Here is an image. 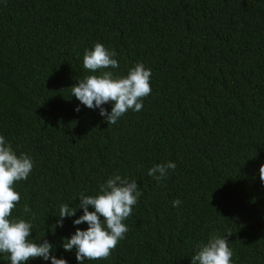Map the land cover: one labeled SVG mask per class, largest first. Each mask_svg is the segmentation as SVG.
Returning <instances> with one entry per match:
<instances>
[{"label": "trees", "instance_id": "obj_1", "mask_svg": "<svg viewBox=\"0 0 264 264\" xmlns=\"http://www.w3.org/2000/svg\"><path fill=\"white\" fill-rule=\"evenodd\" d=\"M97 42L118 53L114 73L152 71L143 108L116 124L70 95ZM0 135L34 162L12 216L31 219V238L45 235L57 259L79 264L62 243L88 227L73 224L78 208L54 231L60 205L120 174L143 193L128 232L84 264H191L227 231L232 264H264V0H0ZM167 161V178L148 175Z\"/></svg>", "mask_w": 264, "mask_h": 264}, {"label": "clouds", "instance_id": "obj_2", "mask_svg": "<svg viewBox=\"0 0 264 264\" xmlns=\"http://www.w3.org/2000/svg\"><path fill=\"white\" fill-rule=\"evenodd\" d=\"M118 53L97 42L92 49H85L83 68L89 74L79 79L77 85L71 87V96L89 109H99V114L109 124L117 121L129 110L139 112L143 108V99L151 94L150 78L152 71L140 62L131 67L126 75H118L109 69L119 68ZM111 103L109 113L103 105ZM75 111L79 112V106ZM34 167L33 158L27 153H17L10 142L0 135V253L6 254L11 264H28L35 258L51 260V264H68L64 258L57 259L51 253L55 246L45 237L32 239L33 224L31 219L25 220L13 217L12 212L19 203L21 196L16 190V184L26 181ZM176 164L167 161L155 164L148 170V175L158 182L167 178L169 170H174ZM259 177L264 184V164L259 168ZM143 193L139 190L136 180L115 174L100 183L95 195L79 194V204L70 207L61 204L59 215L61 219L53 225L63 227V218L76 215L77 209L83 210V215L73 221L74 225L86 223L87 229L77 228L70 238H64L62 247L65 251L75 250L79 264L86 260H106L118 243L125 238L128 227L124 221L132 214L133 206L137 204ZM182 201H172L173 207H179ZM94 211H90L89 207ZM22 211L30 213V207L25 204ZM34 213L32 217L34 218ZM227 231L223 236L211 233L206 243L196 246L191 264H232L233 251L229 246ZM43 240L37 243V240Z\"/></svg>", "mask_w": 264, "mask_h": 264}]
</instances>
